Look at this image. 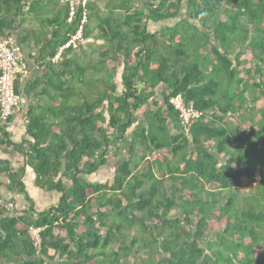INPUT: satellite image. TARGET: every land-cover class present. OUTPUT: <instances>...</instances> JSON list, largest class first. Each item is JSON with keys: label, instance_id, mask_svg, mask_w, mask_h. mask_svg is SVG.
Returning a JSON list of instances; mask_svg holds the SVG:
<instances>
[{"label": "trees", "instance_id": "trees-1", "mask_svg": "<svg viewBox=\"0 0 264 264\" xmlns=\"http://www.w3.org/2000/svg\"><path fill=\"white\" fill-rule=\"evenodd\" d=\"M81 9L68 22L62 3L49 21L27 139L0 128V151L23 158L0 159V187L27 199L29 167L58 195L40 212L0 206V264H264V0H86L84 42L52 64ZM177 95L200 119L179 121ZM121 142L111 183L90 182Z\"/></svg>", "mask_w": 264, "mask_h": 264}, {"label": "crops", "instance_id": "crops-1", "mask_svg": "<svg viewBox=\"0 0 264 264\" xmlns=\"http://www.w3.org/2000/svg\"><path fill=\"white\" fill-rule=\"evenodd\" d=\"M64 0H0V28L5 36L11 37L22 48L23 60L27 65V74L19 75L16 79L19 94H21L26 104L20 111L15 113L10 122L7 124L9 139L13 143H20L27 139L26 133V112L27 109L35 105L40 99L45 97L40 96L44 93L43 84L47 82V75L50 73L48 67L43 64L45 61L40 58V49L42 41L50 38L55 27L49 26V21L57 16L59 7ZM21 7V8H20ZM20 8V10H19ZM151 32L158 28L149 26ZM154 27V28H153ZM99 42H97L98 44ZM60 50L56 54H59ZM62 60L52 58L50 62L55 65L57 61ZM160 85L156 89L155 101H160V92L163 90ZM152 104V103H150ZM151 109H154L151 105ZM149 108V109H150ZM145 108L138 115L142 119ZM129 143L121 142L111 147L107 155V163L101 167L95 174L90 175L87 179L95 183H111L115 169L127 159ZM0 159L8 160L10 167L15 170L23 166V158L17 155L9 156L0 151ZM156 176H159L156 173ZM21 181L24 185L27 199L23 195L9 192L4 186L0 187V195L7 201L13 200L14 209L21 213L28 209L29 205L33 204L34 210L40 212L48 207L53 206L58 195L54 192H45L35 185V174L33 170L26 167ZM5 184V183H4Z\"/></svg>", "mask_w": 264, "mask_h": 264}, {"label": "built area", "instance_id": "built-area-1", "mask_svg": "<svg viewBox=\"0 0 264 264\" xmlns=\"http://www.w3.org/2000/svg\"><path fill=\"white\" fill-rule=\"evenodd\" d=\"M69 15L67 21L70 22L80 6L82 9L81 24L76 32V35L60 49V52L55 59H59L61 52L70 44L75 45L76 42H84L82 38V26L87 21L85 4L86 0H68ZM27 74V65L23 60L22 48L11 37L0 34V128L7 125L12 116L20 111L26 104L25 98L15 91V81L19 75ZM170 104L178 114V119L183 125H187L193 120H198L204 114L202 111L196 109L191 102H185L181 95L170 98ZM255 173L254 180L250 182L251 186L259 183L261 176L258 171ZM0 206L7 212L14 209V203L7 200H0ZM41 228L30 227L29 235L33 242L34 248L39 251L41 239Z\"/></svg>", "mask_w": 264, "mask_h": 264}, {"label": "rangeland", "instance_id": "rangeland-1", "mask_svg": "<svg viewBox=\"0 0 264 264\" xmlns=\"http://www.w3.org/2000/svg\"><path fill=\"white\" fill-rule=\"evenodd\" d=\"M64 1H65V0H64ZM64 1H63V3H64ZM100 4H101V6L103 5L102 2H100ZM150 26H154V25H151V24H150ZM156 27H157V26H156ZM153 28H154V27H153ZM156 173L158 174V172H156ZM243 184H245V185H246V184L250 185L249 181H244V180H243ZM11 202H12V201H11ZM208 234H209V237H210V238H211V237L214 238V235H213L214 233H213V231L210 230V231L208 232Z\"/></svg>", "mask_w": 264, "mask_h": 264}]
</instances>
